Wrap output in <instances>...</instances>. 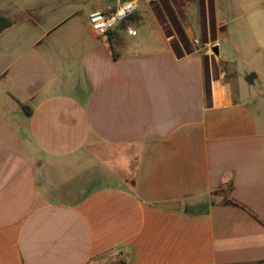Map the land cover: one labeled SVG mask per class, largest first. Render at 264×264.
<instances>
[{"label": "crops", "instance_id": "crops-1", "mask_svg": "<svg viewBox=\"0 0 264 264\" xmlns=\"http://www.w3.org/2000/svg\"><path fill=\"white\" fill-rule=\"evenodd\" d=\"M125 1L0 0V264H264V53L247 94L222 49L264 0H138L96 37Z\"/></svg>", "mask_w": 264, "mask_h": 264}, {"label": "rangeland", "instance_id": "rangeland-1", "mask_svg": "<svg viewBox=\"0 0 264 264\" xmlns=\"http://www.w3.org/2000/svg\"><path fill=\"white\" fill-rule=\"evenodd\" d=\"M230 18H232V11L230 10ZM256 15H262L264 17V7H261L255 11ZM232 16V17H231ZM253 15L244 16L240 18L237 22L230 25L228 31L229 40L226 43L222 44V49L227 52L228 60L235 64L239 69V76L243 80L242 87L246 89L247 94H252L257 91L256 86H248L245 82V78L252 74L254 68L262 59L261 53L255 52L256 49H260L264 53V26L257 25H247L248 20L252 19ZM243 22V23H242ZM257 105V104H256ZM254 106V105H252ZM109 153L107 157L101 161L104 163V160L109 162ZM129 158H127V157ZM117 153V174L119 177H125L126 175H131L135 159H132L133 156ZM128 160V161H127ZM127 161V162H126ZM103 171L109 172V166H102Z\"/></svg>", "mask_w": 264, "mask_h": 264}, {"label": "built area", "instance_id": "built-area-1", "mask_svg": "<svg viewBox=\"0 0 264 264\" xmlns=\"http://www.w3.org/2000/svg\"><path fill=\"white\" fill-rule=\"evenodd\" d=\"M138 0H128L115 7H109L105 11H95L88 17V26L91 32L98 38H105L117 25L125 22L135 11ZM128 34L133 32L127 29ZM194 44H198L195 40ZM206 46V45H205Z\"/></svg>", "mask_w": 264, "mask_h": 264}, {"label": "water", "instance_id": "water-1", "mask_svg": "<svg viewBox=\"0 0 264 264\" xmlns=\"http://www.w3.org/2000/svg\"><path fill=\"white\" fill-rule=\"evenodd\" d=\"M8 27V21L1 17L0 16V33L6 29ZM252 79H253V74H250L248 75L246 78H245V81L248 82V83H251L252 82Z\"/></svg>", "mask_w": 264, "mask_h": 264}, {"label": "trees", "instance_id": "trees-1", "mask_svg": "<svg viewBox=\"0 0 264 264\" xmlns=\"http://www.w3.org/2000/svg\"><path fill=\"white\" fill-rule=\"evenodd\" d=\"M23 109L27 112V113H29V111L27 110V108L26 107H23Z\"/></svg>", "mask_w": 264, "mask_h": 264}]
</instances>
